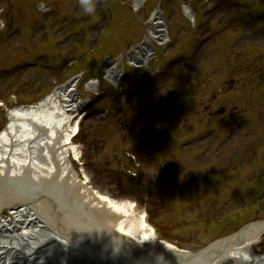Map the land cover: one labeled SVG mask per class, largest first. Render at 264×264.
Wrapping results in <instances>:
<instances>
[{"label":"rangeland","instance_id":"obj_1","mask_svg":"<svg viewBox=\"0 0 264 264\" xmlns=\"http://www.w3.org/2000/svg\"><path fill=\"white\" fill-rule=\"evenodd\" d=\"M102 1L89 15L79 0H0V131L11 108L77 79L80 183L135 203L193 253L264 220V0ZM157 11L169 41L130 66ZM253 251L264 259V235Z\"/></svg>","mask_w":264,"mask_h":264},{"label":"bare ground","instance_id":"obj_2","mask_svg":"<svg viewBox=\"0 0 264 264\" xmlns=\"http://www.w3.org/2000/svg\"><path fill=\"white\" fill-rule=\"evenodd\" d=\"M152 19L149 36L128 55L136 68L155 57L153 42L169 41L160 12ZM119 68L108 64L104 70L115 86L124 75ZM78 84L73 79L37 105L13 110L0 131V264H264L253 251L264 224L189 258L158 243L135 203L110 198L87 179L80 183L71 160L80 161V147L71 141L84 108ZM91 86L96 90L99 82Z\"/></svg>","mask_w":264,"mask_h":264},{"label":"clouds","instance_id":"obj_3","mask_svg":"<svg viewBox=\"0 0 264 264\" xmlns=\"http://www.w3.org/2000/svg\"><path fill=\"white\" fill-rule=\"evenodd\" d=\"M84 13L92 15L96 12V0H79Z\"/></svg>","mask_w":264,"mask_h":264},{"label":"water","instance_id":"obj_4","mask_svg":"<svg viewBox=\"0 0 264 264\" xmlns=\"http://www.w3.org/2000/svg\"><path fill=\"white\" fill-rule=\"evenodd\" d=\"M0 216H1V214H0ZM260 223L264 224V222H260ZM249 227H250V225L244 227L242 230H240V231L237 233V235L244 233L245 231H247V229H248ZM197 256H203V253L200 252V253H198V254H190V255H189V258L197 257Z\"/></svg>","mask_w":264,"mask_h":264}]
</instances>
